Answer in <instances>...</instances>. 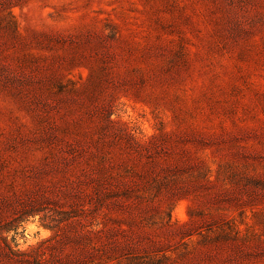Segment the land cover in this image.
I'll return each mask as SVG.
<instances>
[{"label":"rangeland","instance_id":"1","mask_svg":"<svg viewBox=\"0 0 264 264\" xmlns=\"http://www.w3.org/2000/svg\"><path fill=\"white\" fill-rule=\"evenodd\" d=\"M0 264H264V0H0Z\"/></svg>","mask_w":264,"mask_h":264}]
</instances>
